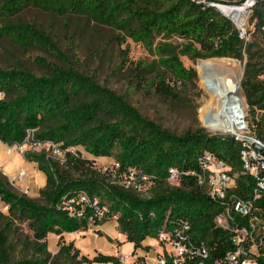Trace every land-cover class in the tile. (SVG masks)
<instances>
[{"label":"trees","instance_id":"1","mask_svg":"<svg viewBox=\"0 0 264 264\" xmlns=\"http://www.w3.org/2000/svg\"><path fill=\"white\" fill-rule=\"evenodd\" d=\"M28 9L59 17L85 18L88 24L113 27L132 38L150 39L156 34L177 36L191 42L195 46L194 57L203 61L230 58L244 62L247 59L241 83L243 96L253 115L257 112L264 115L263 50L248 45L233 22L207 4L192 0H0V39L10 40L22 48L42 46L63 58L41 30L24 22H13ZM251 21L264 34V0H257ZM159 85L163 94L173 95L163 82ZM0 95L3 96L0 99L1 143L21 146L28 132H36V141L61 145L69 164L91 167V162L69 151L82 147L94 159L113 158L119 165L118 175L128 174L137 179L152 177L154 186L159 188L150 198H143L94 172L69 178L58 164L50 162L51 173L42 168L47 174V184L40 192L45 201L41 204L12 192L0 174V200L14 219L28 222L38 253L35 258L12 263L8 253L9 235L5 231L11 229L14 221L0 213V264H52L46 243L49 234L86 231L89 224L102 226L113 217L134 252L143 248L146 240L157 239L160 232H171L188 224L194 249L204 247L209 255L202 259L187 254L183 264H223L226 256L236 250L232 241L235 233L218 227L215 219L237 201L249 203L251 213L235 216L232 227L249 229L243 246L257 264H264V238L257 237L258 223L264 220V192L255 198L258 179L244 173L240 142L212 136L203 128L173 133L144 116L124 96L71 66L55 67L41 77L24 70H0ZM256 138L264 144V131L257 130ZM206 152L223 160L238 174L236 188L222 200H214L196 187L192 174L201 172L199 162ZM28 158L40 161L39 156ZM176 168L191 174L182 178L184 188L165 186L170 170ZM82 194L90 204L83 208L82 216H72L65 203L77 200ZM75 207L80 209V205ZM104 207L108 212L99 218L97 210ZM2 222H6L3 228ZM254 245L259 255L252 253ZM61 251L69 259L67 264L79 257L72 246L62 247ZM85 263L125 264L119 256L105 254H97L92 259L81 257L79 264ZM134 264L148 263L143 256H137ZM165 264H172L171 259L167 257Z\"/></svg>","mask_w":264,"mask_h":264},{"label":"rangeland","instance_id":"2","mask_svg":"<svg viewBox=\"0 0 264 264\" xmlns=\"http://www.w3.org/2000/svg\"><path fill=\"white\" fill-rule=\"evenodd\" d=\"M17 21L41 30L56 45L63 58H58L42 46L22 48L10 40L0 39V70H24L41 77L48 75L55 67L66 69L71 66L92 77L99 85L124 96L148 119L176 134L203 128L212 136L249 141L256 137L257 130L264 131V115L258 112L253 115L241 88L247 59L244 62L230 58L207 60L213 65L212 72L215 75L203 76L200 65L205 61L194 57L195 46L191 42L177 36L156 34L150 39L143 36L132 38L127 32L113 27L88 24L85 18L59 17L36 9L26 10L13 22ZM255 24L250 18L243 36L248 45L253 44L264 53V34L256 30ZM227 79L239 84L237 96L242 100L239 108L242 130L236 129L234 133L224 131V119H220L223 126L214 127L212 122L203 118V108L214 104L216 87ZM160 82L169 87L173 92L172 96L163 94L159 88ZM19 147L20 149H12L0 142V174L6 179L12 192L25 195L41 204H45V201L40 192L47 184V174L42 168L51 173L50 162L58 164L63 174L69 178L76 179L94 172L105 177L111 184L143 198H150L159 191L156 186L147 189L134 176L118 175L113 158L94 159L82 147L69 151L74 156L91 162V167L86 165L81 168L69 164L61 145L48 147L45 142L36 141V132ZM33 156H39L40 161L29 160L28 157ZM182 178V175L171 177L165 186L184 188ZM196 187L206 195L211 192L206 177L198 179ZM0 213L8 217L9 221H14L11 229L5 231V235H9L11 247L8 253L12 263L37 257L28 222L14 219L2 201ZM5 224L6 222H2V228ZM257 237L264 238V220L258 223ZM254 240L257 243L256 238ZM262 241L264 242L263 239ZM46 243L52 264H67L69 259L61 249L71 246L73 251L79 253L78 259L71 264H79L83 256L92 259L97 254L119 256L125 264H134L137 256H143L145 262L155 264L159 255L165 253V247L157 239L146 240L144 247L134 252L133 245L127 242L116 221H107L102 226L89 224L86 231L73 234H49ZM251 251L254 254L259 252L255 245Z\"/></svg>","mask_w":264,"mask_h":264},{"label":"built area","instance_id":"3","mask_svg":"<svg viewBox=\"0 0 264 264\" xmlns=\"http://www.w3.org/2000/svg\"><path fill=\"white\" fill-rule=\"evenodd\" d=\"M193 2L207 4L210 7L217 9L223 16L228 18L237 27L240 32V36L245 38L243 34L247 31L250 18L252 17L254 10L257 6V0H192ZM3 98L2 95H0ZM240 118V117H239ZM241 122V119H240ZM232 132L234 130H242L240 126H232ZM34 132H28V136L25 142L29 140ZM235 141L242 144V160L244 162V173H249L258 179V186L255 190V198H259L261 193L264 192V177H261V173H264V158L259 152L253 149L251 142L262 143L256 137L245 141L243 139L235 138ZM48 147H56L52 141L45 142ZM263 144V143H262ZM12 149H20L18 145H8ZM200 173L192 174L195 177L197 183L198 179L206 177L210 183L211 192L210 196L214 200L224 199L230 191L236 188V174H232V169L223 161L214 157L210 153H205L200 159ZM116 171L119 169V165L114 164ZM179 175L189 176L190 173H182L177 168L170 170V178L177 177ZM136 177V176H134ZM138 183H143L147 189L154 186L152 177L144 176L137 179ZM1 201V200H0ZM90 204L89 199L85 194H82L77 200L68 201L65 205L70 210L72 216H82L83 208ZM75 205H80V209H76ZM97 203H93L96 206ZM98 216L101 218L108 208L104 207L103 210H97ZM251 213V205L245 201H237L231 207H228L222 214L218 215L215 219V223L218 227L235 233L232 237V241L236 246V250L229 253L223 264H257L256 259L251 258L248 252L244 248L243 244L249 237V229L245 226L236 228L232 227L235 222V216H249ZM112 221H116V217H113ZM190 226L183 224L180 228L174 229L171 232H160L157 238L160 245L165 247V253H162L158 257V262L165 264L166 258H170L172 264H183L184 258L187 254L196 255L202 259L208 258V251L206 248H200L195 250L193 243L188 232Z\"/></svg>","mask_w":264,"mask_h":264},{"label":"bare ground","instance_id":"4","mask_svg":"<svg viewBox=\"0 0 264 264\" xmlns=\"http://www.w3.org/2000/svg\"><path fill=\"white\" fill-rule=\"evenodd\" d=\"M212 66L213 65L209 61L201 63L200 70L202 75H215V73L212 72ZM220 83V86H214L217 89L214 97V104H210L203 108L205 110V113L203 112V118L210 123L212 122L213 125H215L214 127L218 125L223 126V122H221L220 119H224V131L232 132V126L238 127L241 123L239 108L242 104V100L237 96L240 91L239 84L233 83V81L228 79ZM216 108L220 109L214 111Z\"/></svg>","mask_w":264,"mask_h":264},{"label":"water","instance_id":"5","mask_svg":"<svg viewBox=\"0 0 264 264\" xmlns=\"http://www.w3.org/2000/svg\"><path fill=\"white\" fill-rule=\"evenodd\" d=\"M226 141L234 142L235 138L230 137H222ZM253 149L257 150L259 154L264 158V144L257 143V142H251Z\"/></svg>","mask_w":264,"mask_h":264}]
</instances>
